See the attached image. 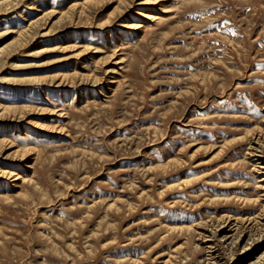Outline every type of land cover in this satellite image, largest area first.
<instances>
[{"label": "rangeland", "instance_id": "rangeland-1", "mask_svg": "<svg viewBox=\"0 0 264 264\" xmlns=\"http://www.w3.org/2000/svg\"><path fill=\"white\" fill-rule=\"evenodd\" d=\"M262 178L264 0H0V264H264Z\"/></svg>", "mask_w": 264, "mask_h": 264}, {"label": "bare ground", "instance_id": "bare-ground-1", "mask_svg": "<svg viewBox=\"0 0 264 264\" xmlns=\"http://www.w3.org/2000/svg\"><path fill=\"white\" fill-rule=\"evenodd\" d=\"M146 17H149L150 14H145ZM163 17V16H162ZM155 19L159 20V18H161V15H155L154 16ZM264 180V178H262Z\"/></svg>", "mask_w": 264, "mask_h": 264}]
</instances>
